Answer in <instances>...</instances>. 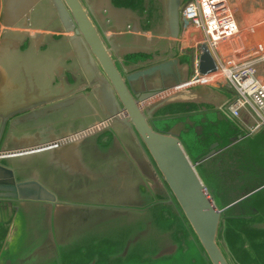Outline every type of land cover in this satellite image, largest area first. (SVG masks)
<instances>
[{
    "label": "water",
    "instance_id": "obj_1",
    "mask_svg": "<svg viewBox=\"0 0 264 264\" xmlns=\"http://www.w3.org/2000/svg\"><path fill=\"white\" fill-rule=\"evenodd\" d=\"M187 2L0 0V210L21 214L8 254L32 247L27 230L39 223L46 232L47 213L39 257L50 264L74 257L81 242L119 237L115 264H186L175 224L160 222L167 212L205 262L235 263L222 232L252 217L228 211L249 197L257 212L264 186L221 207L200 174L250 137L224 111L226 92L187 86L192 62L179 50ZM201 50V73L215 72ZM81 253L66 264H107Z\"/></svg>",
    "mask_w": 264,
    "mask_h": 264
},
{
    "label": "built area",
    "instance_id": "obj_2",
    "mask_svg": "<svg viewBox=\"0 0 264 264\" xmlns=\"http://www.w3.org/2000/svg\"><path fill=\"white\" fill-rule=\"evenodd\" d=\"M239 23L230 0H188L182 10L179 50L192 62L187 86L204 85L226 92L231 99L224 111L235 121L246 114L253 123L246 131L251 137L264 132V77L259 75L264 43L245 42L243 36L256 31ZM204 45L217 64V70L208 75L200 71Z\"/></svg>",
    "mask_w": 264,
    "mask_h": 264
},
{
    "label": "crops",
    "instance_id": "obj_3",
    "mask_svg": "<svg viewBox=\"0 0 264 264\" xmlns=\"http://www.w3.org/2000/svg\"><path fill=\"white\" fill-rule=\"evenodd\" d=\"M239 24L242 28L244 27L243 24L241 23ZM0 30H1V26H0ZM237 123L245 131H247L246 129L253 124L246 114H243ZM260 136H264V132L257 134V137H256V139H260L262 143L264 142V139L259 138ZM233 149L234 148L230 150H233ZM262 151L264 152V147ZM226 152L227 151H225L224 153ZM224 153L220 154L218 157H216L214 160H211V161H216V159H218ZM247 171H248L247 173L248 175H252L250 174L251 172L256 173V174L258 173L257 175L264 174V160L257 170H253L252 168H249ZM256 181H257V178L251 179V187H250V182L244 183L243 181L240 186L241 190L238 192L239 196L236 199H234L231 203L242 198L244 195L248 194L249 192H252L253 190L257 189L259 185L264 186V180L257 182L256 185L253 186V182H256ZM211 193L214 194L212 191ZM250 200L252 201V199H249L248 197L243 202L237 204L236 206L232 207L229 210L231 211L232 209H236L239 205H242L241 211L243 213H241V211L239 212L235 211L234 214H231L228 216L237 217V218L252 217V219L250 220L244 219V221L240 220L239 222L237 221L228 222L227 226L224 228L222 232L223 245L227 248V252L234 259L235 261L234 264H264V224L262 225L261 223V222H264V204L258 205L257 207H255L257 209V212H254L253 210H250L249 208L251 205ZM220 206L223 207L225 205H220ZM20 215H21L20 213L16 215L15 213L11 211L3 212L0 210V252L3 251L2 253L7 255L4 258V263L5 264H18V262L21 259H24V258L31 259V257L32 259H35V261H43L41 264L49 263L47 260L41 259L42 257H39V251H40L39 248L44 244L48 236V231H47L48 215L47 213H46V232L45 230L40 229L41 226L39 223H37L35 226L37 230H35V228H29V230H27V233H26L27 241L25 240V243H27L28 246H32V247L22 248L21 251L17 252V254H14V249L9 254L8 252H6V250H4L5 247H8L12 243L11 230H12L13 221L15 219L14 217L17 216L16 218H18ZM26 215H30V214H26ZM160 217H161L160 222L161 221L168 222V224H172L170 222H173L175 224L172 231L176 235V237L180 240V243L182 244V246L180 247V253L177 254V257H178L177 261H183L186 264H192L196 262L197 260H200L201 264H208L207 261L205 262L201 256L199 257V253L197 251L196 246L188 241L187 236H189V233L186 231V227L182 222L177 221L174 217H172V215H169L167 212L162 213ZM29 222H32V221L29 220ZM165 226L168 227V225H165ZM189 238L191 239L190 236ZM11 247H14V246H11ZM16 257H19L21 259H19L18 261Z\"/></svg>",
    "mask_w": 264,
    "mask_h": 264
},
{
    "label": "rangeland",
    "instance_id": "obj_4",
    "mask_svg": "<svg viewBox=\"0 0 264 264\" xmlns=\"http://www.w3.org/2000/svg\"><path fill=\"white\" fill-rule=\"evenodd\" d=\"M231 6L233 5L236 17L239 22L246 26L254 28L256 31L255 35H247L243 36V39L247 43H264V0H230ZM194 56V54H193ZM237 56L240 57V54L237 53ZM259 75L264 77V64L259 67ZM248 132V131H247ZM257 134L251 136L239 146L237 145L234 149H238L241 154V162L240 165L248 166L246 163H251L253 165V170H257L259 165L262 164L264 160V152L262 151L264 147V142L261 143L260 139H256ZM259 138L264 139V136H260ZM234 149L232 152H234ZM243 173V171H242ZM258 174V173H257ZM257 182L264 180V174L257 175ZM264 199V193L262 194ZM256 197H253V200ZM94 239V238H93ZM93 239H90L89 242L79 244V247L74 251V257L71 254L58 255V259H54L53 264H66L67 262H71L75 255H81L82 249H88L87 255H82L79 259H83L86 263L93 261L98 256L99 260H105L107 264H115L112 259H115V251L118 249V246L121 245L123 239L121 237L118 238L119 244H114L115 238H105L101 240L99 243L94 244ZM142 255L140 253H134L131 257L132 259H140ZM50 264V263H48ZM192 264H201L200 260Z\"/></svg>",
    "mask_w": 264,
    "mask_h": 264
},
{
    "label": "trees",
    "instance_id": "obj_5",
    "mask_svg": "<svg viewBox=\"0 0 264 264\" xmlns=\"http://www.w3.org/2000/svg\"><path fill=\"white\" fill-rule=\"evenodd\" d=\"M240 162L241 156L237 157L232 151H227L216 159V161L203 164L199 169L201 176L210 190L214 193L213 195L219 205L227 206L236 199L239 196L238 192L241 190L240 186L243 181L244 183L250 182L251 187L252 175H248L249 178L239 182L238 180L243 176L244 172L252 168L253 165L247 162L246 164L248 166H244L240 165ZM255 185L256 182H253V186Z\"/></svg>",
    "mask_w": 264,
    "mask_h": 264
},
{
    "label": "flooded vegetation",
    "instance_id": "obj_6",
    "mask_svg": "<svg viewBox=\"0 0 264 264\" xmlns=\"http://www.w3.org/2000/svg\"><path fill=\"white\" fill-rule=\"evenodd\" d=\"M230 151H233V150H230ZM238 151H239L238 149H234V152H233L234 155L237 156V157L241 156V154ZM247 172L248 171L246 170V172H244V175L238 180V182L243 180V179L249 178ZM250 174H252V178L256 179V173L251 172ZM254 174H255V176H254ZM241 206L242 205H239L236 209H232L231 211H229L228 215L234 214L235 211H237V212L241 211L242 210ZM241 213H243V212L241 211Z\"/></svg>",
    "mask_w": 264,
    "mask_h": 264
},
{
    "label": "bare ground",
    "instance_id": "obj_7",
    "mask_svg": "<svg viewBox=\"0 0 264 264\" xmlns=\"http://www.w3.org/2000/svg\"><path fill=\"white\" fill-rule=\"evenodd\" d=\"M238 122V121H237ZM246 125H247V123H246ZM243 126V125H242ZM247 130V129H246Z\"/></svg>",
    "mask_w": 264,
    "mask_h": 264
}]
</instances>
